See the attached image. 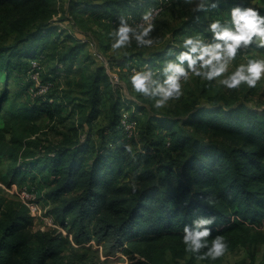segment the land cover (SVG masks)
<instances>
[{
  "label": "trees",
  "instance_id": "trees-1",
  "mask_svg": "<svg viewBox=\"0 0 264 264\" xmlns=\"http://www.w3.org/2000/svg\"><path fill=\"white\" fill-rule=\"evenodd\" d=\"M12 1L27 0H3ZM40 24L15 44L0 45V73L8 76L12 69H18L22 77L28 74L26 90L35 82V71L45 83L40 67L48 54V38L54 43L51 35L58 32L49 22ZM68 36L75 42L61 50L56 48L50 69L53 73L63 70L64 63L71 64L84 45ZM165 54H158L157 59ZM153 60L148 57L144 63L151 66ZM105 69L98 65L89 79L87 121L98 114L100 83H109ZM47 88L30 96L31 105L23 107L27 117L39 111L53 117L61 110L60 102ZM6 96L4 89L0 107ZM235 96L234 92L232 96L219 92L209 95L211 101L207 103L184 101L178 117L169 113L150 116L140 131L142 144L137 153L128 145L133 137H125L121 126L124 104L115 98L110 120L101 133L104 136V130H109V146L96 149L87 161L83 153L90 147L88 141L59 145L39 157L27 158L24 167L10 166L3 181L9 185L30 172L46 170L44 176H52L51 194L60 196L78 189L62 198L58 206L62 216L73 212L69 223L74 241L80 244L96 239L106 254L120 251L127 255L125 264H190L206 257V248L200 254L193 253L186 250L182 240L183 225L201 214H215L212 236L219 233L225 237V254L251 225L264 220V108L251 107ZM186 125L209 130L223 139L198 138L185 132ZM12 140L17 139L13 136ZM4 146L13 152L14 146L0 127V154ZM138 163L140 167L135 168ZM130 173L133 179H127ZM133 183L137 185L135 191ZM30 223L17 209L0 217V264H96L95 257L85 255L74 243L70 244L71 257L64 261L58 255L61 234L33 231ZM251 264H264V255Z\"/></svg>",
  "mask_w": 264,
  "mask_h": 264
},
{
  "label": "rangeland",
  "instance_id": "rangeland-1",
  "mask_svg": "<svg viewBox=\"0 0 264 264\" xmlns=\"http://www.w3.org/2000/svg\"><path fill=\"white\" fill-rule=\"evenodd\" d=\"M200 2L201 0H0V45L15 44L17 39L40 23L49 22L58 31L51 35L55 46L48 38V54L43 58L40 67V77L44 78L45 83L39 81L41 78L37 71L32 73L34 84L40 88L36 89L33 84L28 90L24 89L28 74L22 77L18 69H12L8 76L4 72L0 73V93L4 89L7 92L0 107V127L5 129L8 143L14 146L13 152L4 146L5 151L0 154V217L7 215L9 210L17 209L20 214L30 219L33 231H48L53 235L60 233L62 248L58 255L64 261L71 257L70 244L74 243L82 252L85 251V255L95 257L96 264L126 263L127 255L120 251L106 254L104 246L96 239L92 238L80 244L74 241L72 226L69 223L73 212L62 216L58 212V206L62 198L75 194L78 189L67 191L60 196L51 194L52 176L45 177L46 170L34 174L30 172L23 178L18 177L14 181L17 183L15 189L11 188L10 184L7 185L3 177L8 175L10 166L24 167V161L29 157H39L46 153L47 149L50 151L59 145L75 146L78 141H88L90 147L83 153L88 161L96 149L110 145L109 130H104V136L101 133L110 120L111 106L115 98L124 104L121 113H126L136 121V130L131 136L133 140L129 139L128 142L131 151L135 153L141 148L139 135L145 120L152 115L163 113L178 117L182 114L183 102L186 100L203 104L211 101L209 95L220 92L232 96L234 92L235 98L245 101L249 106L264 108V76L255 86L241 83L238 87L229 89L220 82L221 77L209 81L190 74L188 79L182 80L183 95L171 98L161 108H156L151 98L136 92L132 87L130 75L136 68L151 67L156 76L163 78L161 67L165 63L162 61L175 59L184 36L199 34L206 42H210L211 33L207 31L209 21L215 18L226 21L231 7L251 4L264 12V3L261 0H216L215 6L213 0H203V9L196 7ZM111 3L113 6H110ZM149 10L152 12L155 27L147 35L153 39V44H138L133 37L130 44L118 49L113 48L111 45L114 37L110 33L119 23V16H125L127 22L135 27L144 23L143 13ZM68 35H73L84 45L71 64L66 62L61 68L63 70L53 73L50 69L55 61L53 54L56 48L61 50L62 47L75 42ZM160 53H166L163 59H157ZM148 57L154 59L151 66L144 63ZM249 58H264V45L258 37H254L247 46H241L230 63L229 71L239 63H246ZM101 64L106 67L109 83H100L101 101L98 114L91 121H87L91 106L87 92L88 83L92 72ZM46 85L49 86L45 87L47 92L60 102L61 110L53 117L40 111L34 117H27L23 107L31 105L30 96L33 97L34 93L46 91ZM183 129L205 140L223 139L209 130L194 129L191 125L183 126ZM13 136L16 141L12 140ZM165 145L168 146L167 143ZM140 165L141 163H138L134 167ZM132 176L130 173L126 177L133 179ZM22 186L26 187L33 197L21 193ZM26 201H35L37 208L31 209ZM263 255L264 220L251 225L235 246L222 257L206 256L190 264H251L258 262Z\"/></svg>",
  "mask_w": 264,
  "mask_h": 264
},
{
  "label": "clouds",
  "instance_id": "clouds-1",
  "mask_svg": "<svg viewBox=\"0 0 264 264\" xmlns=\"http://www.w3.org/2000/svg\"><path fill=\"white\" fill-rule=\"evenodd\" d=\"M215 2L213 0V6ZM261 2L264 3V0ZM196 7L205 8L203 0ZM143 20L144 23L134 27L127 22L125 16L120 15L119 23L110 33L114 37L111 46L116 49L126 46L133 37L138 44L152 45L153 39L147 35L155 27L150 10L143 13ZM207 31L211 33L210 42H206L199 34L184 36L175 59L167 60L161 69L163 78L156 76L151 67L143 66L133 71L130 81L135 91L151 98L154 106L161 108L171 98L183 95L182 80L188 79L190 74L209 81L221 77L220 82L229 89L236 88L241 83L255 86L264 76V58H249L246 63L237 64L231 71L229 66L241 46H247L254 37L260 38V43L264 45V12L251 4H238L228 10L226 21L211 19ZM224 73L228 74L223 75ZM136 188L137 185L133 183V191ZM215 222V214H201L196 215L191 223H185L182 240L186 250L200 254V250L206 248L204 255L212 258L223 255L228 242L222 234L212 236L211 226Z\"/></svg>",
  "mask_w": 264,
  "mask_h": 264
},
{
  "label": "built area",
  "instance_id": "built-area-1",
  "mask_svg": "<svg viewBox=\"0 0 264 264\" xmlns=\"http://www.w3.org/2000/svg\"><path fill=\"white\" fill-rule=\"evenodd\" d=\"M33 64L35 65L36 63H33ZM45 87H47V85L44 86V89H45ZM120 122H121L122 129H123V131L125 133V136H127V137L133 136L134 132L136 130V121H135V119L130 118L126 113H121ZM166 142L168 144V141H166ZM16 186H17L16 182H12L10 184L11 188L15 189ZM20 191H21V193H26L28 196L33 197V195L26 189V187H23V186L20 187ZM26 202H27V204L29 205V207L31 209L37 208V203L35 201H26Z\"/></svg>",
  "mask_w": 264,
  "mask_h": 264
}]
</instances>
